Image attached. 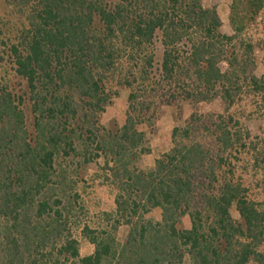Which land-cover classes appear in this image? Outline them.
Masks as SVG:
<instances>
[{
	"label": "trees",
	"instance_id": "1",
	"mask_svg": "<svg viewBox=\"0 0 264 264\" xmlns=\"http://www.w3.org/2000/svg\"><path fill=\"white\" fill-rule=\"evenodd\" d=\"M263 12L264 0H231L228 36L201 0H0V264H264L260 183L234 174L248 155L264 179V139L234 115L191 114L150 169L134 166L164 107L179 119L184 102L229 108L241 84L264 99L242 40ZM122 92L114 132L102 116ZM98 160L128 232L115 243L84 227L94 250L81 257L73 186Z\"/></svg>",
	"mask_w": 264,
	"mask_h": 264
},
{
	"label": "rangeland",
	"instance_id": "2",
	"mask_svg": "<svg viewBox=\"0 0 264 264\" xmlns=\"http://www.w3.org/2000/svg\"><path fill=\"white\" fill-rule=\"evenodd\" d=\"M204 7L214 8L221 21V32L231 36L232 29L229 25V9L231 0H201ZM247 44L253 46V56L255 57L256 68L254 74L257 77L264 75V12L259 16L256 25L248 31L242 38ZM222 69L227 68V62L221 65ZM126 92H122L102 116V124L111 131H116L115 125L121 126L125 120L126 113ZM161 116L156 121L157 134L147 147L150 153L141 155L135 162V169L138 171H146L153 166L154 160L165 153L169 149L170 136L174 128L182 127L183 123L193 113L199 115L217 114L225 115L226 113L234 115L239 119L242 132L250 133V141L253 144L259 143L264 139V99L260 95H254L251 90L244 84H241L240 90L236 91L233 105L229 108L223 104L220 98H216L210 102H200L192 104L184 102L181 104V118H178V109L176 107H164ZM250 116V120L247 117ZM257 139L254 140V138ZM239 161L235 164V178H241L247 184L260 183V188L251 186V194L264 197V179L263 176H256L252 169V163L249 161L248 155L238 156ZM63 163H70L64 160ZM77 160L73 159V164ZM244 169L247 171L244 172ZM76 180V178H74ZM73 191L77 194L72 202V234L79 245V253L81 257L91 255L94 247L89 243L81 231L84 227H89L91 231L101 234L107 232L115 239V243L122 242L128 232V228L122 223L117 224L115 217V199L118 190L113 184L111 177L103 168V163L98 160L96 163L89 165L87 174L75 181ZM111 215L107 217L105 215ZM231 215L234 219H238V213L232 209ZM146 219L160 220L157 211H153Z\"/></svg>",
	"mask_w": 264,
	"mask_h": 264
}]
</instances>
